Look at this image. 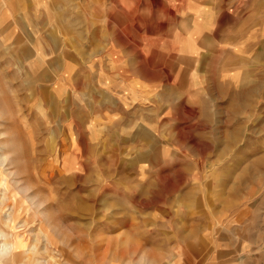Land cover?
Wrapping results in <instances>:
<instances>
[{"label": "rangeland", "instance_id": "374dc122", "mask_svg": "<svg viewBox=\"0 0 264 264\" xmlns=\"http://www.w3.org/2000/svg\"><path fill=\"white\" fill-rule=\"evenodd\" d=\"M90 1L101 5V15L108 14L100 16L109 32H121L115 24L121 18L125 45L138 42L140 52L178 53L181 37L193 31L191 13L174 5L180 0H139V28H131L132 0H123V10L118 6L122 13L111 10L115 0ZM182 20H188L186 26ZM6 51L0 44V250L14 257L3 219L21 230L18 239L25 244L13 264H195L206 256L205 247L211 249L212 230L228 227L222 209L219 222L212 220V212L224 205L211 200H260L253 224L264 221V108L252 109L251 115L242 109L203 111L194 107L200 96L180 92L168 125L176 133L159 141L161 149L172 152L167 172L103 171L114 168L107 161L115 150H104L103 164L87 171V126L68 124L42 101L34 107L33 86L10 65ZM167 63L177 70V59ZM213 116L236 123L245 119V135L232 140L227 124L207 123ZM126 153L125 159L131 157ZM261 250L251 248L242 264H264ZM4 258L0 264H10Z\"/></svg>", "mask_w": 264, "mask_h": 264}, {"label": "crops", "instance_id": "0c3cea01", "mask_svg": "<svg viewBox=\"0 0 264 264\" xmlns=\"http://www.w3.org/2000/svg\"><path fill=\"white\" fill-rule=\"evenodd\" d=\"M192 1L174 4L191 13L193 31L181 37L179 52L171 53L140 52L133 41L125 45L121 18L115 20L121 32H109L101 20L108 14L101 15L95 1L0 0L6 59L33 86L29 101L34 107L42 101L54 116L67 117L68 124L87 126V171L103 164L104 150H115L107 161L114 168L98 171L167 172L172 152L161 149L159 141L172 140L176 133L168 125L180 92L200 96L194 107L203 111L242 109L251 115L252 109L264 108V0ZM122 2L115 0L111 10L120 5L123 10ZM130 7L131 28H139V0ZM171 58L179 61L176 71L167 63ZM230 119L213 116L207 123L227 124L232 140L245 135L249 122ZM126 152L131 157L125 159ZM259 201L211 200L224 205L212 212V220L219 222L222 209L228 227L212 230L211 249L205 247L206 256L195 264H242L251 248L264 249V221L253 224Z\"/></svg>", "mask_w": 264, "mask_h": 264}, {"label": "bare ground", "instance_id": "6f19581e", "mask_svg": "<svg viewBox=\"0 0 264 264\" xmlns=\"http://www.w3.org/2000/svg\"><path fill=\"white\" fill-rule=\"evenodd\" d=\"M0 157H3V153L0 155ZM3 162H5V160ZM21 172H22L21 167H18V169L16 170L17 175H20ZM19 188H21L22 191L25 190V187L23 185H21ZM1 202H3V200ZM19 206L22 207L21 205H19ZM2 209L0 208V210H2ZM0 218H2V217H0ZM3 221L5 222V224L7 225V227H9V229H10V234H9L8 240H6V241H8L11 244V248L8 250V253L11 252L14 255V257H12V256L10 257L9 256V258H7L6 257L7 251H5L4 249L3 250H0V256L1 255H2V257L4 256L5 257L4 260L7 261V263L13 264V263H16L18 261V257L20 256L19 253L22 250H24L25 244L20 239H18L19 238V232H21V230H17L18 227L12 225L11 224V221L9 219L8 220L7 219H3ZM1 226H3L2 222H0V227ZM1 231L2 230H0V234H2Z\"/></svg>", "mask_w": 264, "mask_h": 264}]
</instances>
